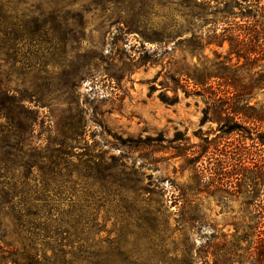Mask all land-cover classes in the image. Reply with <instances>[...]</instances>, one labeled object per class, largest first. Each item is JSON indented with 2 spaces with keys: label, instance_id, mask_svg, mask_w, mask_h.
Here are the masks:
<instances>
[{
  "label": "rangeland",
  "instance_id": "1",
  "mask_svg": "<svg viewBox=\"0 0 264 264\" xmlns=\"http://www.w3.org/2000/svg\"><path fill=\"white\" fill-rule=\"evenodd\" d=\"M62 6L68 11L61 28L69 35L64 54L57 66L40 72L31 67L36 1L1 2L0 21L9 35L0 50V74L33 112V144L67 138L74 164L105 170L117 183L118 196L111 199L118 206L102 213L98 226L101 240L118 236L119 244L103 245L102 252L111 253L115 264L127 256L145 264H264V238L257 242L253 230L246 240L232 237L234 227L254 226L250 207L264 206V180L239 181L238 190L200 191L194 171L217 167L224 145L241 136L250 161L264 160V58L258 46L239 61L229 59L227 43L194 56L181 45L173 50L191 34L206 40L214 29L221 32L228 9L215 0H65ZM244 6L242 0L229 10L240 17ZM133 16L143 20L148 35L177 21V39L164 48L146 40L131 26ZM141 44L150 57L144 65L134 61ZM186 67L206 77L202 86L175 74ZM86 183L99 190L94 179ZM147 209L163 231L161 243L145 234Z\"/></svg>",
  "mask_w": 264,
  "mask_h": 264
},
{
  "label": "trees",
  "instance_id": "2",
  "mask_svg": "<svg viewBox=\"0 0 264 264\" xmlns=\"http://www.w3.org/2000/svg\"><path fill=\"white\" fill-rule=\"evenodd\" d=\"M3 1L6 0H0V4ZM35 1L36 16L32 23L34 63L31 67H38L42 72L45 67L49 69L57 66L56 58L64 54L69 35L61 28L66 25L64 20L68 11L62 6L65 0ZM215 1L217 5L228 9V17L223 21L221 32L217 33L214 29L206 40L191 34L188 38L179 39L173 45V50L181 45V48L194 56L211 45L223 48L227 43L229 59L234 55L239 61L241 58H249L253 52L250 47L257 45V54L264 58L262 0H243L247 6L241 8L245 15L240 17L233 14L229 7L242 0ZM54 4V7H50ZM193 7L198 8V5ZM237 18L240 19L237 21ZM131 26L140 31L143 38L155 41L163 48L168 41L177 39V21L171 19L162 25L161 30L155 29L150 35L142 32L144 22L139 17L133 16ZM10 30L16 32L12 27ZM7 31L8 28L0 21V50L9 35ZM141 48V51L136 52V59H133L135 63H139L140 59V64L144 65L150 57L143 44ZM175 74L184 77L186 83L190 81L194 86H202L206 78L194 73L189 67L178 69ZM69 84L74 87V82ZM160 100L164 102V99ZM32 113L24 99L2 81L0 74V264H115L111 259L112 254L102 251L103 245H108L109 249L118 245L119 237L112 242L101 240L98 221L102 213H109L113 203L118 206L111 199L118 196L113 191L118 188L117 183L104 175L105 170L100 172L97 167L86 163L74 164L67 138L58 144H33L31 137L34 122L29 117ZM232 113L237 114L238 111ZM224 151L217 167L194 169L198 190L213 188L225 192L227 188L238 190L239 181L242 184L246 181L253 184L258 178L264 180V160L250 161L249 148L242 136L237 144L224 145ZM248 163H252L251 167ZM91 179L99 182L98 191L86 183ZM136 202L146 201L140 199ZM258 205L261 206L250 207L249 212L255 220L254 226L234 227V239L246 240L252 234L249 230H253L257 242L263 241L264 206L262 203ZM148 211L150 209L141 217L147 230L145 234L161 243L163 231L160 230L156 216ZM139 228L143 229L140 225ZM121 259L117 264L146 262L141 257L133 259V256L131 260L128 256Z\"/></svg>",
  "mask_w": 264,
  "mask_h": 264
}]
</instances>
